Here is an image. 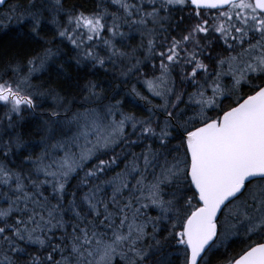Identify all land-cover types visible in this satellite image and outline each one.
<instances>
[{
  "label": "snow or ice",
  "instance_id": "1",
  "mask_svg": "<svg viewBox=\"0 0 264 264\" xmlns=\"http://www.w3.org/2000/svg\"><path fill=\"white\" fill-rule=\"evenodd\" d=\"M0 264H264V0H0Z\"/></svg>",
  "mask_w": 264,
  "mask_h": 264
}]
</instances>
